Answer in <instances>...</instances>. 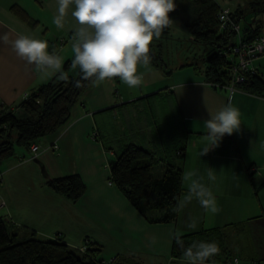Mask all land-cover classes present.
<instances>
[{
	"label": "crops",
	"instance_id": "0c3cea01",
	"mask_svg": "<svg viewBox=\"0 0 264 264\" xmlns=\"http://www.w3.org/2000/svg\"><path fill=\"white\" fill-rule=\"evenodd\" d=\"M215 1L231 11L245 6L244 0L230 4ZM13 6L24 10L28 21L13 13ZM56 10V0H0V36L7 34L10 42L18 34L46 40L50 53L55 50L70 60L76 26L71 16L73 8L62 29L52 22ZM259 17L264 27V15ZM10 42H0V104L19 115L21 110L16 105L54 76L38 73L34 65L17 57ZM151 64L138 71L143 79L153 77L152 84H141L136 92L125 90L127 85L119 78L92 85L73 107L68 124L36 140L35 158L43 162L46 175L31 158V151L22 146L0 163V200L4 202L0 217L35 231L40 239L60 237L73 248H81L87 240L96 242L103 248L106 264H187L184 257L172 255L174 236L213 228L223 233L226 249L206 264H232L235 259L238 264H264V89L256 93L235 85L231 92L209 82L204 68L197 72L193 65L181 64L166 69V73ZM254 64L258 73L264 74V57ZM153 96L165 97L172 114L167 117V128L158 135L135 109ZM229 102L239 110L240 128L225 134L218 146L211 148L204 139V122L210 118L209 113L215 114ZM121 110L126 113L124 119ZM128 142L158 156L183 151L176 163L185 190L172 220L149 221L112 183L110 160L114 151ZM205 148L211 149L203 154ZM210 170L214 180L208 179ZM165 171L166 164L159 162L152 174L161 177ZM189 171L211 189L218 213L205 212L195 198L181 203L188 193L189 181L183 177ZM73 174L86 185L77 201L61 196L46 184L49 178ZM193 222L195 227H189Z\"/></svg>",
	"mask_w": 264,
	"mask_h": 264
},
{
	"label": "trees",
	"instance_id": "16d2710c",
	"mask_svg": "<svg viewBox=\"0 0 264 264\" xmlns=\"http://www.w3.org/2000/svg\"><path fill=\"white\" fill-rule=\"evenodd\" d=\"M244 1L245 6L231 11L230 19L241 25V37L250 41L264 34L261 31L263 21L259 17L264 15V0ZM184 3L182 18L185 26L194 43L206 47L204 73L209 82L226 87L232 81L233 61L231 63V56H225L224 52L239 42L240 34L231 25L222 28L219 13L223 8L215 0H184ZM11 11L28 21L26 12L20 7L13 6ZM166 29L169 26L163 32ZM162 39L161 33L160 38L154 39L150 45V62L169 73L167 64L160 62L164 61L159 52ZM73 59L65 63L61 72L40 84L16 105L21 114L15 115L12 109L0 104V163L15 155V147L30 150V145L36 144L37 139L56 133L68 124L73 107L92 86L90 80L82 79L78 67L73 71ZM184 65H194V62ZM77 81L79 86H76ZM237 85L249 92L259 93L264 89L260 73H248L246 80ZM107 148L112 150L110 146ZM178 151V155L158 156L135 142H128L114 151L110 160L112 183L151 222H168L178 211L185 190L181 169L176 163L183 151ZM159 162L166 164V171L163 176L154 177L152 171ZM46 184L72 201H77L86 191V185L77 174L49 178ZM151 212L158 216L152 217ZM179 237L185 248L195 241H205L215 242L219 253L226 249L224 235L219 228L203 229ZM102 254L103 248L96 242L87 240L81 248H73L60 237L40 239L35 231L20 228L0 217V264H106ZM172 255L183 257V249L175 239Z\"/></svg>",
	"mask_w": 264,
	"mask_h": 264
},
{
	"label": "clouds",
	"instance_id": "9594fccd",
	"mask_svg": "<svg viewBox=\"0 0 264 264\" xmlns=\"http://www.w3.org/2000/svg\"><path fill=\"white\" fill-rule=\"evenodd\" d=\"M57 10L53 24L64 27L71 11L76 22L72 36L73 68H79L82 79L99 86L106 80L119 78L129 88L139 87L143 77L139 68L150 65V45L159 39L172 20L169 13L175 10V0H56ZM0 42L8 44L9 36H0ZM11 48L28 65H34L38 73L48 75L61 72L62 59L55 50L49 52L46 40L18 34L11 42ZM76 86H79L77 81ZM204 122L207 135L204 137L211 148L217 147L225 134L231 135L240 128L239 110L231 102L224 105ZM211 148H205L203 154ZM197 174L189 171L183 179L189 181L188 193L182 204L195 198L205 212L220 211L211 189L194 179ZM208 179L215 177L210 170ZM195 227V222L188 225ZM183 249L187 264H206L219 253L215 242L195 241L186 248L179 236H174Z\"/></svg>",
	"mask_w": 264,
	"mask_h": 264
},
{
	"label": "rangeland",
	"instance_id": "374dc122",
	"mask_svg": "<svg viewBox=\"0 0 264 264\" xmlns=\"http://www.w3.org/2000/svg\"><path fill=\"white\" fill-rule=\"evenodd\" d=\"M233 1L234 0H221L222 3L228 2L229 4L233 3ZM175 3V10L169 13L172 23L169 25V29H166L164 32H162V50L159 52L161 53V57L162 59H164V61L162 62L160 60V62L163 64H167V69L176 68L179 65L187 64L188 62H194L193 67H195V70L197 72H200V70L204 68L203 63L205 62L203 60V57H205L204 55L206 47L204 45L194 43L192 34L185 26L182 18L184 12L183 6L186 5L184 3V0H175ZM262 29L264 30V27ZM67 58L64 59V56H61V59L63 60L61 70L63 69L65 62L68 60ZM71 58H74V56H71ZM74 69L75 68H73V71ZM55 74L57 73H53L51 74V76H54ZM152 78L153 77L148 76L147 79H143L142 84H145L146 82L152 84ZM161 84H163V81L161 82ZM128 88L129 87L127 86L125 90H127ZM131 89L136 92L135 88ZM165 103L167 104V106L164 105ZM128 109L130 110L134 108ZM135 109L139 110L141 117L143 116L146 122L149 121L150 129L152 132H155L156 135L160 133L162 128H167V117L172 116L168 106V101L163 96H153L148 98L147 100H143L142 103L140 102L135 106ZM119 114L122 119L125 118L126 113L124 110H121ZM156 172H154V174H157ZM151 214L152 217L158 216L157 213L153 214L151 212Z\"/></svg>",
	"mask_w": 264,
	"mask_h": 264
},
{
	"label": "built area",
	"instance_id": "2783aa9c",
	"mask_svg": "<svg viewBox=\"0 0 264 264\" xmlns=\"http://www.w3.org/2000/svg\"><path fill=\"white\" fill-rule=\"evenodd\" d=\"M231 10L229 8H223L219 13V19L222 22V28L227 25H231L241 37V25L234 23L230 19ZM225 56H231L230 61L232 64V81L226 88H229L231 92L235 90V85L243 83L246 80L248 73L257 74L258 69L254 62L260 57H264V34L256 37L253 40H244L242 37L237 44L232 45L229 51L224 52ZM264 81V74H261ZM54 148H58L55 144ZM38 145L32 143L30 145L31 158L36 157ZM1 180V174H0ZM4 206V202L0 200V207ZM238 259H235L232 264H238Z\"/></svg>",
	"mask_w": 264,
	"mask_h": 264
},
{
	"label": "water",
	"instance_id": "95a60500",
	"mask_svg": "<svg viewBox=\"0 0 264 264\" xmlns=\"http://www.w3.org/2000/svg\"><path fill=\"white\" fill-rule=\"evenodd\" d=\"M34 160L37 161V163H39L42 172L44 173V175H46V170H45L43 162L38 160L37 158H34Z\"/></svg>",
	"mask_w": 264,
	"mask_h": 264
}]
</instances>
